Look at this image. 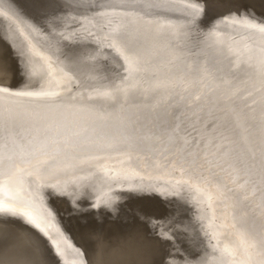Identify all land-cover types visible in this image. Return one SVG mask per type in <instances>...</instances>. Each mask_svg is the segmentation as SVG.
Wrapping results in <instances>:
<instances>
[{
    "label": "bare ground",
    "instance_id": "bare-ground-1",
    "mask_svg": "<svg viewBox=\"0 0 264 264\" xmlns=\"http://www.w3.org/2000/svg\"><path fill=\"white\" fill-rule=\"evenodd\" d=\"M52 1L54 9L35 16L20 0H0V89L95 98L130 78L128 53L116 37H133L130 46L143 53L146 72L137 76L138 90L121 108L136 138L131 147L70 154L58 170L29 174L30 191L47 210L50 227L41 225V231L25 216L0 210V264H137L149 251L152 264L164 254L162 264H250L238 242L259 249L264 191L231 186L221 196L215 184L200 183L197 169L176 162L182 141L195 137L193 125L203 131L219 123V99L213 95L206 114L194 117L182 100L154 89L177 63L201 67L215 73L216 86L231 90L227 107L247 110L245 90L253 73L245 62L250 66L264 56V18L251 8L226 10V0H207L214 6L206 0ZM21 99L40 106L37 95ZM93 104L115 110L99 100ZM125 198L154 207L174 201L177 217L157 226L162 239L182 235L186 242L171 238L182 254L166 251L168 245L163 251L168 238L149 236L144 227L133 229L137 237L127 245L132 231L116 220L93 227L111 234L105 242L93 236L94 215L116 213Z\"/></svg>",
    "mask_w": 264,
    "mask_h": 264
},
{
    "label": "snow or ice",
    "instance_id": "snow-or-ice-1",
    "mask_svg": "<svg viewBox=\"0 0 264 264\" xmlns=\"http://www.w3.org/2000/svg\"><path fill=\"white\" fill-rule=\"evenodd\" d=\"M116 38L128 53L130 78L95 98L85 94L65 100L61 93L0 89V210L21 214L43 231L41 225L50 227L47 210L32 195L29 174L58 170L70 154L133 145L136 130L128 127L121 105L138 90L136 78L146 72L147 61L141 51L130 46L135 38L124 34ZM245 68L253 73L245 90L250 97L244 106L247 110L227 107L224 102L232 100L231 90L216 86L215 73L201 67L188 69L177 63L154 89L182 100L194 117L206 114L213 95L219 99V123L203 131L193 125L195 137L182 141L176 149V162L189 171L197 169L200 183L208 188L215 184L221 196L225 190L233 191L231 186L264 191V56L253 59L250 66L246 61ZM32 95L40 97L39 107L22 102L21 98ZM93 100L115 105V110L105 112L95 107ZM257 131L259 135L253 139ZM260 207L264 216V200ZM238 246L250 264H264V233L258 250L245 240Z\"/></svg>",
    "mask_w": 264,
    "mask_h": 264
},
{
    "label": "rangeland",
    "instance_id": "rangeland-1",
    "mask_svg": "<svg viewBox=\"0 0 264 264\" xmlns=\"http://www.w3.org/2000/svg\"><path fill=\"white\" fill-rule=\"evenodd\" d=\"M20 1H21L23 6L30 8L34 12L33 14L36 13L35 16H38L39 13H42L44 10H48V9L52 10V9H54L55 5H56L55 2L54 1L51 2V0H20ZM206 2H208V1L206 0ZM211 2H213V1H211ZM221 5H224L226 8H231V7L232 8H240V9L247 10V11H249V8H251L250 10H253V12H255L256 14L260 15L262 13L264 15V6L261 5V1L260 0H226ZM13 55H15V54H13ZM121 203H122V205L120 206V208L117 210L116 213H113L112 211L107 209V210H102L100 212V214L94 215L92 221L95 222L96 224L93 223L91 226L92 227H94V226L99 227V226H97V224H101V222L102 223L104 222V224H105L104 226L106 227L107 225H109V223L111 221H115L116 220V221H119V223H120L119 226L122 225L121 227L126 229V232H128V231H132L133 232V229L135 230L136 228L140 229L141 227H144L145 230L147 229L146 231H144V233L147 232L146 234H148L149 236L159 237V238L162 239V236H161V234L158 231V226L157 225L159 223L164 222V220L167 219V218L168 219L166 221H168L170 218L177 217L176 211H175L176 205L174 204L175 203L174 201L164 202L163 204L159 205V207L158 206H156V207H154V206H146L145 204H142V203H138L137 204L135 201L134 202L131 201L130 198L123 199L121 201ZM135 205H136V207H135ZM138 205H139V207H138ZM142 205H145L144 207H146L147 209L143 208ZM123 207H125L126 209L123 208ZM142 209H143V211H142ZM144 209H146V211ZM152 209H155L154 210L155 212H152L153 211ZM150 211H151L152 215H154V216L150 215L151 214ZM156 212H157V214H156ZM158 213H160L161 215L160 214L158 215ZM63 214L64 213L62 212V215ZM64 215L68 216V215H70V213L64 214ZM137 218H139V219H137ZM120 221H122V222H120ZM123 222L124 223L126 222L127 224L125 223L126 225H123L124 224ZM128 222L130 224H128ZM148 225H149L150 228H148ZM122 228H120V230H122ZM91 229L92 230H96V229L99 230V228H95V229L91 228ZM103 230H105V229L103 228ZM148 231L149 232L152 231V232L149 233ZM103 232H105V231H103ZM167 238H166L167 241H170V243H169L170 245L169 244L164 245L165 249L163 248V251H165L168 247L169 248L166 251H168V250L171 251L172 250V248L174 247L173 246L174 243L171 242V241H173V240H179V241H177L178 243H176V244L186 242V241L182 240V235H177L176 237L175 236H171V237H167ZM171 238H173V240ZM164 239L165 238H163L162 240L164 241ZM166 239H165V241H166ZM180 240H181V242H180ZM167 245H168V247L166 248ZM173 249H174L173 252L174 251L177 252V253L180 252L178 250L176 251L175 248H173ZM180 253L182 254V252H180ZM163 256H165V258L162 257V261H166L167 260L166 254H164ZM162 261H160V262L155 261L154 264H162Z\"/></svg>",
    "mask_w": 264,
    "mask_h": 264
},
{
    "label": "water",
    "instance_id": "water-1",
    "mask_svg": "<svg viewBox=\"0 0 264 264\" xmlns=\"http://www.w3.org/2000/svg\"><path fill=\"white\" fill-rule=\"evenodd\" d=\"M261 5L262 6H264V1L262 0L261 1ZM207 6H214V5H212L211 3H209V2H207ZM222 8H224V7H222ZM224 9H226V10H243V9H240V8H224ZM207 10H211V9H209L208 7H207ZM247 11V10H246ZM250 12H253V11H250ZM255 13V12H254ZM256 14V13H255ZM256 15H258V16H261V17H263L264 18V15L261 13L260 15L259 14H256ZM155 199H158V198H155ZM157 203V202H156ZM146 205V204H145ZM146 206H152V205H146ZM90 228H93L92 226H89ZM89 229V228H88ZM97 230V229H96ZM96 230H91L92 232H91V234H94L93 236H98V234H100L99 235V240L100 241H102V243L103 242H105L110 236H111V234H110V236H106V234H104L103 232L102 233H96L95 231ZM100 230H103V228H99V231ZM131 232V231H130ZM134 232H131L129 235H128V237H126V240H128L127 241V245H131L132 244V242H134V238L135 237H137V235L136 234H134ZM114 239V236L112 237V239L111 240H113ZM117 239V237H115V240ZM114 240V241H115ZM163 241V240H162ZM142 242V241H141ZM136 249V248H135ZM138 251H140L139 249H138ZM142 251V250H141ZM140 251V252H141ZM130 257V256H129ZM153 257H154V254L152 253V252H148V253H143L142 254V258L140 257V259L137 261V264H152V262L151 261H153Z\"/></svg>",
    "mask_w": 264,
    "mask_h": 264
}]
</instances>
